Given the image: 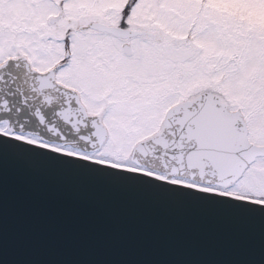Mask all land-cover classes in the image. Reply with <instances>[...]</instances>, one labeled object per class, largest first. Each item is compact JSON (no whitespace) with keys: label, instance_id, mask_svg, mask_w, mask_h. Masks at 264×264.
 <instances>
[{"label":"snow or ice","instance_id":"6c2138e0","mask_svg":"<svg viewBox=\"0 0 264 264\" xmlns=\"http://www.w3.org/2000/svg\"><path fill=\"white\" fill-rule=\"evenodd\" d=\"M0 136L264 205V0H0Z\"/></svg>","mask_w":264,"mask_h":264},{"label":"water","instance_id":"95a60500","mask_svg":"<svg viewBox=\"0 0 264 264\" xmlns=\"http://www.w3.org/2000/svg\"><path fill=\"white\" fill-rule=\"evenodd\" d=\"M0 264H264V205L0 143Z\"/></svg>","mask_w":264,"mask_h":264}]
</instances>
